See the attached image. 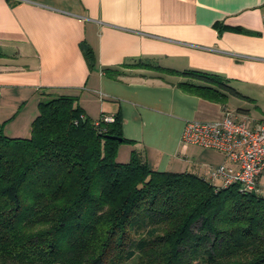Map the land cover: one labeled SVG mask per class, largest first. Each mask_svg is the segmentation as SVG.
<instances>
[{
  "label": "crops",
  "instance_id": "crops-1",
  "mask_svg": "<svg viewBox=\"0 0 264 264\" xmlns=\"http://www.w3.org/2000/svg\"><path fill=\"white\" fill-rule=\"evenodd\" d=\"M0 51V124L9 137L30 136L44 94L75 97L95 121L121 119L130 143L118 161L136 151L153 170L208 179L211 168L235 164L183 145L186 123L218 122L227 111L250 128L264 121V0H0ZM139 62L214 74L242 96L124 67ZM184 82L223 98L186 91ZM263 184L264 174L262 193Z\"/></svg>",
  "mask_w": 264,
  "mask_h": 264
},
{
  "label": "trees",
  "instance_id": "trees-1",
  "mask_svg": "<svg viewBox=\"0 0 264 264\" xmlns=\"http://www.w3.org/2000/svg\"><path fill=\"white\" fill-rule=\"evenodd\" d=\"M87 59L94 61L91 49ZM124 67L242 96L206 72ZM179 87L223 98L211 87ZM38 109L29 137H9L0 125V264H264L259 184L244 192L191 172L156 171L136 151L122 163L119 148L130 141L120 118L102 116L97 126L70 96L44 94Z\"/></svg>",
  "mask_w": 264,
  "mask_h": 264
},
{
  "label": "built area",
  "instance_id": "built-area-1",
  "mask_svg": "<svg viewBox=\"0 0 264 264\" xmlns=\"http://www.w3.org/2000/svg\"><path fill=\"white\" fill-rule=\"evenodd\" d=\"M114 120L108 116L102 118L106 123ZM95 124L99 126L100 122ZM182 143L215 150L235 164V167L211 168L208 172L211 182L220 181L225 188L239 184L244 192L258 188L264 174V121L250 128L247 122L236 120L228 111L218 122L189 121L183 131Z\"/></svg>",
  "mask_w": 264,
  "mask_h": 264
},
{
  "label": "rangeland",
  "instance_id": "rangeland-1",
  "mask_svg": "<svg viewBox=\"0 0 264 264\" xmlns=\"http://www.w3.org/2000/svg\"><path fill=\"white\" fill-rule=\"evenodd\" d=\"M3 125V124H0ZM203 150V149H202ZM201 149H199V151H202ZM264 186V184H263ZM262 191L264 192V189H262ZM114 261V259H112ZM138 262L136 260L134 261H130V262H121V263H117V264H137Z\"/></svg>",
  "mask_w": 264,
  "mask_h": 264
},
{
  "label": "water",
  "instance_id": "water-1",
  "mask_svg": "<svg viewBox=\"0 0 264 264\" xmlns=\"http://www.w3.org/2000/svg\"><path fill=\"white\" fill-rule=\"evenodd\" d=\"M114 139H117V140L121 141V139H119V138H114Z\"/></svg>",
  "mask_w": 264,
  "mask_h": 264
}]
</instances>
